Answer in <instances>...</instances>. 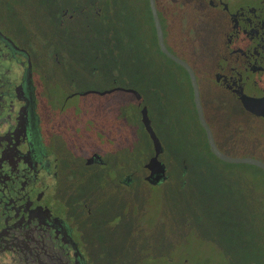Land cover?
Segmentation results:
<instances>
[{"label":"flooded vegetation","instance_id":"1","mask_svg":"<svg viewBox=\"0 0 264 264\" xmlns=\"http://www.w3.org/2000/svg\"><path fill=\"white\" fill-rule=\"evenodd\" d=\"M55 1L0 0V42L21 65L17 116L0 133V256L14 255L26 264H93L94 253L85 246L86 231L78 225L81 220L75 208L84 219L98 214L99 208L90 209L83 201L64 161L72 156L48 96L49 71L64 70L63 63L73 59L70 54L77 45L86 65L97 62L101 75L112 73L108 88L114 89V50L122 41L130 62L167 65L161 69L158 100L165 112L163 120L178 128L175 142L199 141V134L188 130L192 122L201 133L200 140L207 142V138L188 70L159 46L151 0H126V11L119 10V0H114V7L110 0H57L56 12ZM153 1L167 51L195 74L204 119L219 150L244 157L241 152L240 156L227 153L236 144L222 131L237 117L257 121V147L264 149V0ZM124 15L127 29L119 38L114 23ZM42 25L48 31L45 44L37 38ZM23 31L26 36L21 35ZM46 45L45 53L39 52ZM97 69L91 67L88 77ZM62 91L65 95L80 92ZM137 91L134 96L140 109L147 107ZM184 149L179 150L182 159L203 156ZM81 159L86 163L87 156ZM256 159L264 163L258 153ZM257 170L264 173L260 167ZM256 201L258 217H262L264 200L260 196Z\"/></svg>","mask_w":264,"mask_h":264},{"label":"rangeland","instance_id":"2","mask_svg":"<svg viewBox=\"0 0 264 264\" xmlns=\"http://www.w3.org/2000/svg\"><path fill=\"white\" fill-rule=\"evenodd\" d=\"M110 2H113L114 7V0ZM120 9L127 10L126 0H119ZM114 26L119 38L125 36L126 16L119 17V22L114 23ZM39 34V43L42 41L45 44L48 35L46 25L40 26ZM21 35L26 36L27 33L23 31ZM69 39L72 41L73 37L70 36ZM117 46L113 59L114 89L108 88L109 80L113 78L112 73L109 71L107 75H101L100 63L97 62L92 61L86 65L84 54L80 53L77 45L72 47L70 57L73 55V59L63 63L64 70L51 69L50 81L46 79L49 82L50 103L54 104L52 109L59 114L65 145L72 156L65 157L64 161L75 180L74 188L90 209L103 204L109 209L106 214L108 226L112 228L104 233V243L108 245V254L115 253L118 259H113V263L103 262L100 255L93 251V264H121L125 256L140 264H211L206 262L207 256L204 255L205 248L211 247L215 249L212 253L215 254L217 264H238L242 261L237 252L240 243L247 241L251 234L248 227L255 217V198L262 196L264 200V173L260 174L250 164H223L206 159L204 161H210L212 165L215 163L216 168L225 172L221 170L224 174L197 186L189 194L173 191L168 194L158 186H148L146 181L139 179V170L151 157L154 144L143 125L134 91L139 90L146 101L151 126L164 148L167 178L170 171L175 174L178 172L173 167L178 162L179 148L175 143L178 128L173 126L174 122L163 120L165 112L158 100L162 83L161 69H165L167 65L159 61L132 63L127 56L125 43L120 41ZM46 47L47 45L39 52L45 53ZM117 55L118 60H115ZM91 67L98 69L88 77ZM152 84L155 88L151 90L149 87ZM67 88H75L80 92L72 91L65 95L62 90ZM182 91H187V87L184 86ZM173 109L175 104L172 103L170 110L173 112ZM166 115L173 117L169 113ZM190 125L193 126L188 129L189 132L198 133L197 138H201V133L197 132L193 122ZM256 129L257 121L252 118L230 119L222 131L227 139L236 144V149L233 152L227 150V153L240 156L241 152V156L251 158H256L258 153L264 159V149L258 150L257 147ZM181 145L180 147H184V143ZM94 153L99 154L100 161L89 164L81 159ZM75 206L77 205L72 207L73 213ZM119 207L122 208L124 217L128 218L122 225L124 232L128 234L124 238L120 236L118 228L114 227L121 223ZM75 209H78L77 215L83 220V213L79 208ZM102 221L106 223L104 218ZM259 222L260 227L252 232L248 246L258 245L264 240V215L259 217ZM195 227L196 233H193ZM200 229L208 233L214 230V237L205 235L206 242L201 243L197 233ZM227 235H232L234 239L230 254L223 251ZM215 240L221 241L220 251H223V255L215 248ZM199 246L203 248V253L197 251ZM104 257L102 253V258ZM0 264L26 263L14 255H7L0 256ZM261 264H264V260Z\"/></svg>","mask_w":264,"mask_h":264},{"label":"trees","instance_id":"3","mask_svg":"<svg viewBox=\"0 0 264 264\" xmlns=\"http://www.w3.org/2000/svg\"><path fill=\"white\" fill-rule=\"evenodd\" d=\"M55 12L59 11V5L57 0L55 1ZM7 48L4 47L3 43L0 42V133L4 130L5 127H7L6 122H10L14 120L17 116L18 111V97H17V84L20 81V70L21 65H19L15 60L11 59V53L6 50ZM10 53V54H9ZM152 86H154L152 84ZM199 141H194L191 143H184V150L187 152L197 154V155H203L201 158L196 159H182L180 157L179 152L177 151L178 159L176 162L175 169H177V173L169 172V177L160 184H157L156 186L159 187L162 192L166 191L168 194L173 192H183L184 194L192 193L197 189V186H200L204 183H208L210 179L212 180L217 175L224 174V170L220 168H216L214 166L215 163H212L210 161H204V160H210L213 159L214 162H220L225 164L226 162L221 161L219 158H217L213 153L210 151L209 145L206 141H203L200 138ZM176 143V142H175ZM182 146V145H181ZM176 147L181 149L180 145L176 143ZM231 164V163H226ZM254 166V165H252ZM256 167V166H254ZM257 168V167H256ZM185 169V174L183 173ZM224 172H222V171ZM145 183V182H143ZM148 186H151L152 184L147 183ZM154 186V185H153ZM169 189V190H166ZM186 196H184V204L187 203ZM256 201V198H255ZM257 204V201H256ZM97 211L99 208V213L93 216L90 214L86 216L87 219L81 220V222H78L79 227L81 226V229L85 232L86 231V237L84 239L85 246L89 250L96 251L98 255H100V258L103 260V262H112L113 259H118L117 255L111 254L109 255L107 252V244L104 243L106 240V237L104 233L111 231V226H108L109 220H107V214L109 213V209L107 205L103 204L101 207L96 206ZM120 212L118 213V216H120V220L117 226H114L118 228V230L121 232L120 236L124 238V236H128L126 232H124V228H122V225L124 222L128 221V218L124 217V215L121 213V207H119ZM254 218L250 221L248 231L251 232L250 237L247 241L244 242L241 241L239 250L237 251L239 254V257L242 258V261L238 264H261L262 260H264V240L263 242H259L257 245H249L248 241L252 236V232L255 231L260 227L259 217L257 213V208L254 212ZM102 218L106 221L104 223L102 221ZM113 227V228H114ZM213 232H207L203 229L197 230V233L199 234V238L201 243L206 242V236L209 238H213ZM193 233H196V227L194 228ZM95 240V241H94ZM234 241L232 235H227V241L224 243V253L230 254L232 245L231 243ZM215 248L223 255V251H220V245L221 241L215 240ZM248 246V249H247ZM215 250L213 247L211 248H205V254L207 256L206 262H210L211 264H217L215 254L212 253V251ZM198 252L203 253V248L199 246V249H197ZM90 252V251H89ZM104 253L105 257L102 258V253ZM91 255V253H90ZM92 257V255H91ZM124 262L121 264H140V262L136 261L135 259L129 258L128 256H125ZM261 258V259H260ZM183 261V260H182ZM185 264V263H184ZM199 264V263H198ZM201 264V262H200Z\"/></svg>","mask_w":264,"mask_h":264},{"label":"water","instance_id":"4","mask_svg":"<svg viewBox=\"0 0 264 264\" xmlns=\"http://www.w3.org/2000/svg\"><path fill=\"white\" fill-rule=\"evenodd\" d=\"M151 6H152L153 14H154L155 20H156V28H157V32H158V42H159V46H160L161 50L166 52L171 58H173L174 61L182 64L189 72V76H190V80H191V84H192L193 92H194V102L196 105V109L198 112L200 123L206 132V138H207V142H208L210 151L217 158H219L221 161H224L226 163L250 164V165H254L256 167H260V168L264 169V163L262 161L256 159V158L234 157V156L227 155V154H225L219 150V148L217 147V145L214 141L212 131L204 119L202 107L200 104L199 91H198V85H197L195 74L192 71V69L190 68V66L185 61L176 58L175 56H173L172 54H170L167 51V49L163 43L162 31H161V27L159 24V20L157 18V13L155 10L153 0H151ZM30 67H31V64L29 62L28 69H30ZM245 106H246V108L250 109V106L248 104H246ZM140 110H141V117H142L143 125H144L146 131L148 132L149 136L151 137V140H152L154 146H153V153H152L151 157L148 159V161L146 163L143 164V167H141V169L139 170L140 171L139 179L146 180L150 184L156 185V184H159L162 181L166 180V178H167V176H166V164L164 162V148H163L162 144L160 143V140L156 136V134H155V132L151 126V121H150L149 116H148L147 107L145 105H143V106H141ZM100 159L101 158H100L99 154L94 153L93 155L87 157L86 163L90 164L92 162H98V161H100ZM183 173H185V169H184Z\"/></svg>","mask_w":264,"mask_h":264}]
</instances>
